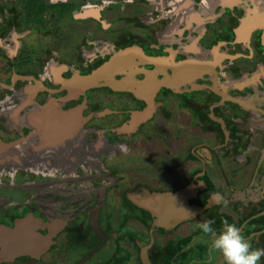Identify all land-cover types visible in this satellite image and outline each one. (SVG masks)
<instances>
[{
	"label": "flooded vegetation",
	"instance_id": "obj_1",
	"mask_svg": "<svg viewBox=\"0 0 264 264\" xmlns=\"http://www.w3.org/2000/svg\"><path fill=\"white\" fill-rule=\"evenodd\" d=\"M45 1L52 7L38 17L24 8L29 14L27 23L38 20L44 26L40 18L55 8ZM192 5L189 1L179 5L174 32L175 39H191L188 47L153 45L146 49L132 36L126 39L129 45L89 70L78 67L80 64L71 67L33 61L21 51L20 33L8 36L7 46H2L6 51L0 46V152L13 149L11 156L19 158L18 163L0 164V187L7 188L0 192V230H15L32 219L38 234L52 235L41 255L23 254L0 260V264H226L224 257L212 250V237L197 228L208 219L215 220L217 234L227 220L241 228L253 248L264 249V0H216L210 5L214 14H205L196 6L187 14ZM84 12L76 18L96 17L101 10ZM227 14H231L229 20ZM206 23L217 26L211 25L214 29L209 31ZM228 30L232 31L229 38L220 36ZM97 43L86 49L82 64L94 63L102 56L104 47ZM13 44L11 52L7 47ZM232 61L253 68L252 83L231 90L221 83L220 68ZM109 63L119 71L95 85H85L90 75ZM44 65L47 75L40 71ZM32 71L37 75L30 74ZM205 79L208 84L200 82ZM103 82L129 98L131 108L111 111L103 118L95 116L93 105L91 112H86L91 106L90 94ZM187 85L190 88L181 91ZM13 90L25 97H16ZM198 91L220 98L201 102L194 95ZM174 92L180 97L175 98ZM239 106L247 109L248 115L228 110ZM190 113L197 122L190 121ZM154 119L163 127L144 130ZM120 121L125 123L105 127V122ZM203 123L207 126L202 129ZM195 134L219 136L224 142L196 145L190 138ZM1 143L13 145L2 149ZM116 144L123 150L119 163L108 168L111 175L120 173L112 183L119 189L114 203L105 188L92 191L98 186L94 176L52 178L50 181L64 189L74 181L81 184L75 191L59 193L43 190L49 180L43 177L38 179L40 192L34 194V182L27 180L31 169L47 166L57 170L56 165L63 161L61 150L68 152V166L80 171L88 168L82 163V150L92 155ZM97 166L105 169V164ZM90 181L93 185L87 189ZM149 193H175L170 202L181 213L189 209L197 212L173 227L160 225L154 214L140 205L146 207ZM64 204L66 208L61 209ZM13 240L14 245L29 249L44 245L43 240L37 242L31 227H24ZM259 264H264V257Z\"/></svg>",
	"mask_w": 264,
	"mask_h": 264
},
{
	"label": "rangeland",
	"instance_id": "obj_2",
	"mask_svg": "<svg viewBox=\"0 0 264 264\" xmlns=\"http://www.w3.org/2000/svg\"><path fill=\"white\" fill-rule=\"evenodd\" d=\"M185 1L193 3V7L186 11L187 14H189L190 11L196 9H199L205 14L215 13V9H213L210 5H215L216 0H47V3L55 5L53 6L55 8L54 10L46 12L45 15L40 18V20L44 21L43 26L38 22V20L31 24L27 23L29 14L24 11L25 0H0L1 50L6 51L4 48L2 49V46H7V39H9L8 36H12V34L15 33H20V35L22 36L20 40V46L22 47L21 51L23 50L24 53L29 54L33 61L41 63L47 62L46 65L50 62L58 64L66 63L71 67H77L80 64L78 67L83 65L85 66L83 67V69L89 70L90 68L102 63L105 60V57L110 56L112 53H114V51H118V49L129 45L130 43H128L126 39L132 36L135 37L138 46L142 48L151 49L153 45H159L162 47L168 46L171 48L174 47L176 49H181L183 48L181 47V45L188 47L191 41L190 39L183 42L175 39L174 36V32L177 30L176 25L177 23L179 24L178 19L180 13L178 11V8L179 5L184 3ZM92 8L100 9V15L96 17L89 15L86 19L76 18L77 14L85 13L84 11ZM238 8L240 9L241 6H238ZM62 9L64 10V13L61 15L59 14V10ZM207 9L209 10L206 11ZM21 11H23L22 14H20ZM217 13L218 12H216V14ZM236 13H240V11L238 10ZM181 14H183L184 16L185 9ZM227 17L229 20L231 14H227ZM210 23H206L204 26L207 27L209 31H213L214 28L211 25H217L216 23ZM18 26H20V28H18ZM231 34L232 31L228 30L227 33L221 32L220 36L229 38ZM4 35L6 36L3 38ZM96 41L98 42V47L100 45L104 47L102 56L98 60H95L94 63L82 64L83 62H85L84 53L86 49H92L93 46H95L92 45V43ZM15 46L16 44H13L12 47H7V49L13 52ZM105 48L107 52H105ZM209 48L210 46L206 49ZM184 52L185 51H183V54ZM204 54H208L206 56H211L209 53H205V51ZM46 65L42 66L40 70L41 74L43 75H47V71H45L47 67ZM247 68L248 67L245 63L235 64V62L232 61L224 64L220 68L222 75L221 83L227 86L229 90H231L233 86L235 88L238 86V88L240 89L241 87H243V83H252L251 81H249V76L251 74L250 71L253 70V68ZM36 73L32 71L30 74L37 75ZM200 82L208 84L209 80L205 79L204 81ZM108 83L109 82H103L99 84V86L95 90L92 91V94H90L89 102L91 106L87 108L86 112H91V107L93 105V107H95V116L103 118L102 116L105 115L106 117L107 115L113 113L111 111L121 110L132 105V102L129 101V98H125L123 95H121L122 92L113 91ZM189 88L190 85H187L183 89H181V91L188 90ZM14 93L16 94V97H25L23 92L20 93L13 90L12 94ZM174 94L175 98L180 97L179 93L174 92ZM209 94L210 92L207 91L194 92L196 99L200 101L202 100L205 103H207L208 101L213 102L220 98L219 96H213L212 98H210ZM139 99L140 101L143 100V96L140 95ZM15 102H18L17 99ZM141 103L144 104V102ZM100 104L102 105L100 106ZM159 104L161 106L163 105L160 102ZM16 110L17 108L15 107L12 115L16 114L14 113L16 112ZM228 110H237L241 115H248L247 109L241 106L229 107ZM192 116V113H190V121L197 122V119ZM259 118L260 116L257 119ZM124 123L125 122L122 121L117 123L105 122V127L122 126ZM201 125L203 126L202 129L207 126L206 123H203ZM155 127L159 129L163 127L161 121H158V119H154L146 126L144 130L150 132L153 131ZM82 130H84V128ZM98 130L101 131L102 128H98ZM117 132H122V130H118ZM212 137L213 136H210L208 134H206V136L204 137L198 134L190 136L191 141L195 142L196 145H198L202 141H214L213 143L220 141L224 142V139L220 138L219 136L217 138L219 141ZM121 150L123 149L120 148L118 144L106 145L105 152L97 151L92 155H89L84 150H82V163L88 165V168L85 167L80 171L68 166V164H70L68 152L61 150L63 161L61 164L56 165L57 170H53L52 168H48L47 166H45L44 169L40 167L32 168L30 171V177H28L27 180H31L34 182V184L31 185L33 186L32 189L34 191V194L36 195L37 192H40V186H38V183L40 181L38 179H41L43 177L44 179H49L45 184L43 190L49 188V190H55L57 191V193H59L61 191H75L81 186V184L74 181L75 183L74 185H72V187L64 189L61 186L58 187V185L53 181H50L52 180V178L64 177L66 179H70L74 177V175L75 177L94 176L96 177L94 185L98 186L93 188L92 191L105 188L106 194L113 196V199L111 200L114 203L116 199L119 198V189L115 188V185H112V183L114 180H117L119 178L120 173L111 175L113 174L112 169L110 170L108 168H112L113 164L119 163V157L122 155L119 154L121 153ZM15 151L16 150L13 149L1 151L0 164H5L6 162L10 163V161L13 163H18L19 158L11 156ZM199 151L200 150H198V152ZM38 153L41 154V152ZM38 153L36 154V156H38ZM205 153L207 155L206 157L210 158V153L208 154V151H205ZM104 164L105 169H98L97 165ZM104 177L105 181L103 180ZM92 185L93 181H90L87 184V189L92 187ZM6 189L7 188L0 187V192L4 193ZM66 206L67 205L64 204L63 206H61V209L66 208ZM108 210L113 212L112 208H109Z\"/></svg>",
	"mask_w": 264,
	"mask_h": 264
},
{
	"label": "water",
	"instance_id": "obj_3",
	"mask_svg": "<svg viewBox=\"0 0 264 264\" xmlns=\"http://www.w3.org/2000/svg\"><path fill=\"white\" fill-rule=\"evenodd\" d=\"M113 61V60H112ZM111 63V62H110ZM110 63L105 65L104 67L100 68L97 72L90 75L86 84L88 86L95 85L98 83L101 79L108 78L112 75H114L117 71H119V67H111ZM196 76H193L194 78ZM186 81L188 79H191L190 77H185ZM165 84H168L165 82ZM155 87H158V83H155ZM2 149H6L11 145H7L4 143ZM149 201L146 203V207H144L142 204H140L144 210L152 212L154 217L160 221V225H168V226H175L179 222H183L185 220H188L190 218H193V215L196 214L197 211H193L192 209L190 212L187 213L185 211L184 213H181V209L176 206L175 204L171 203L170 200L172 196H176L175 193H166V194H151L149 193ZM170 203L168 205V203ZM193 208V207H192ZM201 211V210H200ZM29 228L31 227L32 234L37 239V242L40 243L41 240H43L44 245L39 247L38 249H28L26 250V247H20L14 245L16 242L13 240L15 237H19V234L21 231H23V228ZM51 237L50 236H44L40 235L36 232V226L35 222L31 219L29 221L21 223L17 229L15 230H0V246L2 247V250L0 252V260H12L20 255L28 254L32 256H39L41 255L47 248V246L51 243ZM13 250H18V252Z\"/></svg>",
	"mask_w": 264,
	"mask_h": 264
},
{
	"label": "clouds",
	"instance_id": "obj_4",
	"mask_svg": "<svg viewBox=\"0 0 264 264\" xmlns=\"http://www.w3.org/2000/svg\"><path fill=\"white\" fill-rule=\"evenodd\" d=\"M214 224L215 220L208 219L198 223L197 228L212 237V250L219 252L226 264H259L261 257H264V249L253 248L240 227L224 220L222 229L217 234Z\"/></svg>",
	"mask_w": 264,
	"mask_h": 264
},
{
	"label": "trees",
	"instance_id": "obj_5",
	"mask_svg": "<svg viewBox=\"0 0 264 264\" xmlns=\"http://www.w3.org/2000/svg\"><path fill=\"white\" fill-rule=\"evenodd\" d=\"M51 7V5L49 6L46 4L45 0H25L24 2L25 10L35 17L40 16L45 10Z\"/></svg>",
	"mask_w": 264,
	"mask_h": 264
},
{
	"label": "bare ground",
	"instance_id": "obj_6",
	"mask_svg": "<svg viewBox=\"0 0 264 264\" xmlns=\"http://www.w3.org/2000/svg\"><path fill=\"white\" fill-rule=\"evenodd\" d=\"M248 17H249V16H248ZM248 20H249V19H248ZM190 210H191V209H189V210H188V212H190V213H191V211H190ZM188 212H187V213H188ZM29 248H30V247H26V250H27V249H29ZM14 251H16V252H17V250H13V252H14Z\"/></svg>",
	"mask_w": 264,
	"mask_h": 264
}]
</instances>
